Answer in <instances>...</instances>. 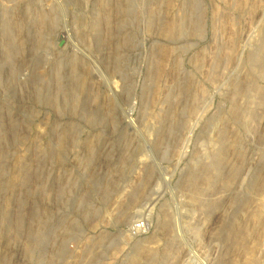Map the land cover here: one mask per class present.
<instances>
[{
	"label": "rangeland",
	"instance_id": "1",
	"mask_svg": "<svg viewBox=\"0 0 264 264\" xmlns=\"http://www.w3.org/2000/svg\"><path fill=\"white\" fill-rule=\"evenodd\" d=\"M0 264H264V0H0Z\"/></svg>",
	"mask_w": 264,
	"mask_h": 264
},
{
	"label": "built area",
	"instance_id": "2",
	"mask_svg": "<svg viewBox=\"0 0 264 264\" xmlns=\"http://www.w3.org/2000/svg\"><path fill=\"white\" fill-rule=\"evenodd\" d=\"M136 228H140V230L136 231L137 233H143L145 231V224L143 223H138L137 225H135Z\"/></svg>",
	"mask_w": 264,
	"mask_h": 264
},
{
	"label": "bare ground",
	"instance_id": "3",
	"mask_svg": "<svg viewBox=\"0 0 264 264\" xmlns=\"http://www.w3.org/2000/svg\"><path fill=\"white\" fill-rule=\"evenodd\" d=\"M117 105H118V104H117ZM123 113H124V112H123ZM128 113H129V115H130V113L133 114V113H134V109H131V111L128 112ZM119 115H120V114H119ZM125 115H127V114H125ZM125 115H124V116H125ZM129 115H128V116H129ZM122 116H123V115H122ZM124 116H123V117H124Z\"/></svg>",
	"mask_w": 264,
	"mask_h": 264
}]
</instances>
